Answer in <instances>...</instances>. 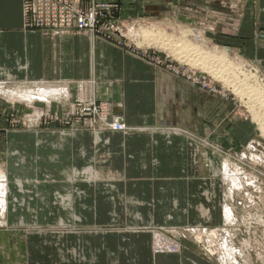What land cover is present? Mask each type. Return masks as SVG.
Wrapping results in <instances>:
<instances>
[{"label": "crops", "instance_id": "0c3cea01", "mask_svg": "<svg viewBox=\"0 0 264 264\" xmlns=\"http://www.w3.org/2000/svg\"><path fill=\"white\" fill-rule=\"evenodd\" d=\"M215 17L207 11L208 27L203 29L216 39ZM239 18L235 25L226 19L223 31L227 32L220 34L240 38L243 61L254 64L264 76V0H243ZM201 19L197 18L198 24ZM86 81L90 83L82 90L88 89L94 100L120 116L127 134H72L50 125L8 132L0 143L7 202L9 181L13 185L18 178L25 184H17L22 193L13 192L19 200L16 212L26 222L23 226L35 222L38 227H68L75 232H61V238L55 231L45 238L46 233L40 232L34 234L36 238L28 236L23 241L29 253L27 264H184L181 257L194 256L187 251L176 258L154 255L149 232L136 229L198 222L195 207L201 202L200 192L207 190L208 195L211 184L199 178L197 141L216 142L218 135L225 136L226 103L106 40L27 31L21 0H0V83L31 84L38 97L47 99L33 105L37 102L49 112L61 113L77 97L76 84ZM52 86L63 94L49 99ZM206 154L209 158L210 152ZM87 166L95 170H86L90 181L100 177L99 181L92 183L81 175L71 179L75 170ZM34 180L38 183L32 184ZM112 211L117 215L112 216ZM6 222L5 229L12 227ZM91 227L99 229H86ZM69 247L73 250L67 251ZM108 249L107 254L99 251ZM39 253H46L47 259L42 256L41 262ZM93 254L91 263L79 260Z\"/></svg>", "mask_w": 264, "mask_h": 264}, {"label": "rangeland", "instance_id": "374dc122", "mask_svg": "<svg viewBox=\"0 0 264 264\" xmlns=\"http://www.w3.org/2000/svg\"><path fill=\"white\" fill-rule=\"evenodd\" d=\"M102 1L115 2V5H117L116 14H118L119 21L124 26H127V28L130 26H141L140 28H145L151 25L159 26L165 30L167 36L174 37L173 39L182 37L179 31H183V29H197L203 32L204 38L206 43L208 42L209 48L214 47L218 50H225L227 53L235 52L238 57L243 60V50L238 47L241 44L240 38L230 39L229 36L220 34L227 32L223 31L225 28L224 25L229 22L226 19H231L232 25L239 23V16L243 12V0ZM207 11L216 14V39L213 35H211L213 33L209 32V30L203 29V27H208V23L205 18ZM226 15L230 16L225 18ZM200 17L204 20L201 19L200 24H198L197 18ZM209 25L211 26V24ZM25 30L28 31L30 29ZM111 43L118 46L115 42ZM153 46L154 50L150 51V54L153 56V60H166V65H168V68L165 67V65L158 66L152 63L144 53H140L138 56L146 60L152 66L161 68L171 76L201 90L207 94V96L224 101L228 106V112L224 117V124L226 125V129H228L226 130L227 132L225 136H217L216 142L213 139L210 140L207 138H202L199 140V143L197 141V144L201 149L199 154L195 155V157L197 156L196 167L200 172L199 178L201 182L206 183L207 181L209 185L211 184L209 186L211 189L208 195L204 194V191L207 190H201L200 192L201 202L195 207L197 216L199 217V220L197 219L198 222L180 226L176 225L150 228L141 227L136 230L141 232H149L150 248L151 251L153 250L152 254L154 255L155 252H162V249H157L154 251L153 248L159 243L156 240V236H158L159 238H165L167 241L178 245V251H180L181 256L183 251H187L194 256L193 258H184V256L181 257L182 261H184V264H221L218 260H216L215 255L213 256L208 251V249L204 248L202 244H198L194 240L198 231L197 229L199 228L208 229L210 231L217 230L222 235L227 234L231 236L232 246L234 245L233 248L235 249V258L238 264H264V137L260 134L257 123L252 121L248 109H246V106L243 104L245 101H241V99L233 93L232 88H229L223 84L224 82L220 83V79L219 81L216 78H212L213 75H208L204 72L203 74L201 71H195L194 69L189 68L186 62H182L183 59L180 60V62L179 60L177 61L176 57H172L173 55L168 51L164 52L165 50L159 49L156 43H154ZM118 47L124 49V46ZM244 63L247 62L244 61ZM247 65L254 69V64L248 63ZM173 70L177 71L178 74L174 73ZM190 70L192 72H190ZM254 73L255 72L252 71V75H254ZM257 74L258 73H256V75ZM193 75L199 76L198 83L194 82L193 80L189 81L186 79V77ZM257 76L260 78V80H262L261 84L264 86V76H262V73L259 72ZM88 83H90V81L76 84L77 97L71 104H69L67 110H64L61 113L49 112L47 109L38 106L39 103L37 102L33 105V102L36 100L31 103H17L10 102L0 97V143L2 139H5L3 135L8 132H15L18 130H37L39 128L49 127L50 125L54 126V128L60 127V131L64 130L68 133L75 131H88L95 135L96 132H112L109 130L100 129V125H102V123L99 120V115L94 114L97 112H94L93 110L85 113V116L83 117H79L76 114H71L72 107L74 112H79V109L84 106L80 100L86 102L88 101V93H82L85 95L80 97L81 91H79L80 86L83 87ZM56 85L57 87L59 86L58 88L64 87L62 84L59 85L56 83ZM226 87L229 91L226 89ZM54 89H56L55 86H52L51 90L53 92L52 94H49V99H56L63 94L62 92L59 93V91L54 92ZM94 102L97 107H107L109 115L112 116L107 104L97 102L96 100H94ZM97 111L99 112L100 110L98 109ZM57 119H59V121H55V123H53L54 120ZM128 132L129 131L120 133L127 134ZM207 151L210 152L209 158L206 154ZM0 153H2L1 148ZM193 164L195 165V163ZM0 166L2 167L1 160ZM88 168L92 169V167L87 166L81 172L75 170L72 173L71 179L75 181L76 177L81 175L85 176L89 182L95 183L99 181L100 177L96 178L94 181H90L89 175L86 174V170ZM92 171L95 172L94 169H92ZM224 171H229L230 173H232V171L237 172V177L243 182L241 183V189L236 188L235 186L231 192L230 198H227V193L224 192L227 185L224 184ZM5 173L6 172L4 170L3 174L7 177V174ZM233 178L234 175L232 176V179ZM18 183H21L23 186H25V184H23L18 178L14 180L13 185H11L9 181L8 206L3 220H7L12 227H9L8 229L0 228V264H27L29 253H26V248L23 247V241H26L28 236H30L29 238H36L37 235H34L35 233H46L43 238L48 235L47 233L54 231L60 232V235H58L59 238L62 236L61 232H63V234L68 232L69 235L71 233H75L73 228L38 227L36 226L35 222L33 226H23L26 224V222L21 220L20 213L17 214L16 212V207L17 204H19V200L13 193L14 191H16V193H22L20 187L17 185ZM37 183L38 182L35 180L32 182V184ZM55 196L59 197V195ZM68 198L66 199L67 201ZM61 199L63 200V198ZM225 205L233 211V221L229 227L226 226L227 224L223 218V207ZM69 206L70 204L66 205V208ZM201 206L204 207L203 210L200 208ZM27 213L32 215V211H27ZM111 215L115 216L117 214L116 212L112 211ZM135 215L139 214H134L132 216L134 217ZM213 216H215L216 219L215 222L212 223ZM8 218L10 219L8 220ZM71 219H74L72 215ZM59 222L63 223L61 220ZM86 229L97 230L99 228L91 227ZM103 229L106 231L111 230L110 227ZM75 230H82V228H76ZM192 230H194V234L191 232ZM224 230L227 231L225 232ZM177 235L180 238L177 237ZM70 240L71 245L75 243V238L72 237ZM38 244L40 245V243ZM79 245L76 244V249H78ZM45 246L44 248L47 247ZM68 250H73V248L69 247L67 248V251ZM99 251H102L106 254L110 252L109 249L105 251ZM39 256L41 257V262L43 260L42 256H45V260L47 259L46 253H39ZM175 256L177 255H170V257L176 258ZM89 257L84 260L83 257L79 256V260L91 263ZM109 264L115 263L109 261Z\"/></svg>", "mask_w": 264, "mask_h": 264}, {"label": "bare ground", "instance_id": "6f19581e", "mask_svg": "<svg viewBox=\"0 0 264 264\" xmlns=\"http://www.w3.org/2000/svg\"><path fill=\"white\" fill-rule=\"evenodd\" d=\"M186 29L179 31L182 37L178 39L167 36L162 27L152 25L138 29L139 31L133 32L131 36L132 40L139 44H146L149 42L152 44L156 43L159 49L165 50L164 52L168 51L173 55L172 57H176L177 61L179 60L180 62V60L183 59L182 62H186L189 68L195 71H201L202 73L204 72L208 75H213V77L211 76L212 78H216L217 80L220 79V83L224 82L223 84H225V86L232 88L233 93L238 96L241 101H245L243 103L244 106L248 109L252 121L257 123L260 134L264 137V86L261 84L262 80L257 76L260 70L256 66H254V69L249 67L247 65L248 63H244L235 52L227 53L225 50H218L214 47L209 48L208 42L206 43L202 31L197 29ZM252 71L255 72L254 75H252ZM190 72L192 71L190 70ZM256 73L258 74L256 75ZM0 97L10 102L17 103H31L34 100L47 102L46 97H38L33 91V86L27 83H0ZM3 172L4 168H2V170L0 168V228L8 227V223L3 220L8 206L6 200L7 178ZM232 173L234 175L233 179ZM232 173L224 171V184L228 185V187L226 185L224 190V192L227 193V198L231 197V192L235 186L236 188H242L241 183L243 182L237 177V172L232 171ZM223 210L224 221L227 224L226 226L229 227L233 221V211L226 207V205L223 207ZM197 230L196 236L194 235V240L208 249L213 256L215 255L216 260L221 264H238L230 235H222L217 230L210 231L204 228H199ZM191 232L194 234V230ZM177 237L179 236L177 235ZM156 240L159 243L153 247L154 251L162 249V252H155V255L162 254L164 256H170L176 254L178 256L180 254L178 245H175V243L169 242L165 238H159L158 236H156ZM93 257L94 254L90 260H92Z\"/></svg>", "mask_w": 264, "mask_h": 264}, {"label": "built area", "instance_id": "2783aa9c", "mask_svg": "<svg viewBox=\"0 0 264 264\" xmlns=\"http://www.w3.org/2000/svg\"><path fill=\"white\" fill-rule=\"evenodd\" d=\"M22 15L24 20V29L36 30L44 36L57 37L71 34H82L89 37H96L106 41L115 42L118 46L127 47L129 52L138 55L146 54V57L158 66L166 65V60H153L150 51L154 50L151 42L139 44L132 40L133 32L140 29L141 26H124L116 14L117 5L114 1L102 0H21ZM139 31V30H138ZM174 73L178 74L177 71ZM184 76V75H182ZM187 80L199 82V76L193 75L186 77ZM79 87L80 97L88 93V101L80 100L84 106L79 112H74L71 108V114L79 117L93 110L99 115L102 123L100 129L112 132L125 133L129 131L126 125L118 116H110L107 107H97L89 90H82L87 87ZM100 110L99 112L97 110ZM93 114V113H92ZM59 121V119L54 120Z\"/></svg>", "mask_w": 264, "mask_h": 264}]
</instances>
